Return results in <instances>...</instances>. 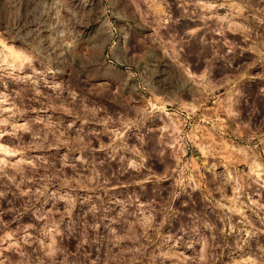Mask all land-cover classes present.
I'll return each instance as SVG.
<instances>
[{
  "label": "clouds",
  "instance_id": "obj_1",
  "mask_svg": "<svg viewBox=\"0 0 264 264\" xmlns=\"http://www.w3.org/2000/svg\"><path fill=\"white\" fill-rule=\"evenodd\" d=\"M258 105L264 0H0V264H264Z\"/></svg>",
  "mask_w": 264,
  "mask_h": 264
},
{
  "label": "rangeland",
  "instance_id": "obj_2",
  "mask_svg": "<svg viewBox=\"0 0 264 264\" xmlns=\"http://www.w3.org/2000/svg\"><path fill=\"white\" fill-rule=\"evenodd\" d=\"M105 44L107 43V41L104 42ZM255 85H253V91H254ZM221 91H223V89H221ZM209 109H213L216 105L215 102L213 100H209L207 102L206 105ZM259 110L252 116V120L253 123H255L257 120H259L261 117H264V105H258ZM221 119H223V117H221ZM255 131V129H254ZM241 139H243V137H241ZM256 141H253V143H255ZM193 153H195V155H199V150L196 148H193L192 151L189 152V156H191L195 162V155H193ZM243 170H247L246 167L244 165L240 166Z\"/></svg>",
  "mask_w": 264,
  "mask_h": 264
}]
</instances>
